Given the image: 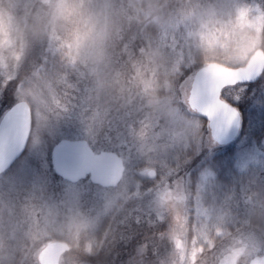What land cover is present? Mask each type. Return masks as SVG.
<instances>
[{
  "label": "clouds",
  "instance_id": "9594fccd",
  "mask_svg": "<svg viewBox=\"0 0 264 264\" xmlns=\"http://www.w3.org/2000/svg\"><path fill=\"white\" fill-rule=\"evenodd\" d=\"M185 25L181 49L187 50L177 51L167 37ZM36 48L56 57L63 71L49 75L39 65L20 77ZM257 51L264 54V0H0V76L18 78L12 112L28 107L30 150L43 148L40 131L55 136L62 114L79 108L85 142H111L113 131L119 139V125L138 156L146 144L152 153L135 173L116 165L94 194V213L66 197L20 200L0 169V264H41L40 251L52 241L63 244L55 264L97 255L103 219L144 198L137 177L152 181L147 194L155 218L149 224L166 223L154 236L167 248L158 255L153 245L155 259L147 261L152 242L142 243L135 264H255L264 253V197L245 201L248 215L233 232L201 206L199 194L192 206L179 172L200 150V116L206 115L181 105L197 93L209 103L219 91L264 72V58L253 59ZM213 65L228 74L214 75ZM182 67L193 71L180 85L181 98L175 82ZM69 76L82 85L78 105L63 91Z\"/></svg>",
  "mask_w": 264,
  "mask_h": 264
},
{
  "label": "rangeland",
  "instance_id": "374dc122",
  "mask_svg": "<svg viewBox=\"0 0 264 264\" xmlns=\"http://www.w3.org/2000/svg\"><path fill=\"white\" fill-rule=\"evenodd\" d=\"M235 2L236 0H228L229 4ZM187 28L188 25L182 26L174 36L167 37V43L174 45L177 51L187 50L181 49L184 43L181 33ZM39 65H43L42 71L49 75L63 71L56 57L45 53L41 48H36L23 63L19 76L31 73ZM181 70L183 75H178L175 83L176 95L182 98L180 85L193 69L182 67ZM15 75L14 73L13 76ZM17 84L18 78L0 76V114L7 108L4 105L7 96L12 95V102L17 100ZM77 87L82 90V85H76L74 76H69L67 83L63 86V91L68 94L73 105L79 104L80 93ZM222 95L225 99L229 97L233 103L240 104H236L241 111L239 132L232 141L217 144L211 140L207 123L200 116L203 125L200 150L188 164L182 167L179 176L187 182L192 206L195 207L196 197L199 194L201 206L212 210L213 217L220 216L228 228L235 232L241 227L240 221L248 215L249 205L245 201L250 197L254 200L264 197V72L255 83L237 84L225 88ZM181 107L189 108L188 104H182ZM78 111L79 108H73L72 111L62 114L59 131L55 136L49 135L47 131H40L39 135L44 141L41 150H30L29 137L21 156L3 171V177L14 187L13 196L20 200L29 196L33 202L66 197L82 208L92 209L94 213L98 207L94 194L103 186L92 183L88 176L76 182H69L55 174L50 162V150L53 143L61 137H81L77 119ZM32 128L35 130L34 122ZM117 131L123 133L119 139H117L116 131H113L110 133L111 142L101 140L95 145L88 144L94 151L108 149L115 151L119 156L122 154L127 157L123 160L124 168L135 173L137 169L144 167L147 156L152 154L151 145L146 144L143 149L145 155L138 156L136 147L127 137L124 129L118 125ZM121 141L124 142L121 143ZM137 178L142 181L144 198L129 202L126 210L118 214L115 219L111 217L103 219L96 233L97 239H103L102 250L97 255L81 256V264H135L138 247L149 241L152 244L147 261L155 259L152 254L153 245L157 248L158 255L165 253L166 242L156 241L154 233L164 230L166 223L149 224V221L155 218V214L149 207L147 194L152 181L148 178ZM105 232L108 233L107 236H104ZM261 256L264 257V253Z\"/></svg>",
  "mask_w": 264,
  "mask_h": 264
},
{
  "label": "water",
  "instance_id": "95a60500",
  "mask_svg": "<svg viewBox=\"0 0 264 264\" xmlns=\"http://www.w3.org/2000/svg\"><path fill=\"white\" fill-rule=\"evenodd\" d=\"M257 57L264 58V54L257 51L253 59L255 60ZM210 71L216 76L228 74L227 69L218 65L211 66ZM261 73L253 79L239 82H254ZM222 101L227 100L221 97V91H219L216 98L209 103L202 104L201 96L197 93L190 96L188 104L191 108L206 113L202 116L207 121L209 136L218 144L227 143L235 137L241 120L239 110L230 102L227 101L225 105ZM16 105L17 100L0 115V169L3 171L9 168L23 153L29 139L28 107L20 105L17 106L15 112H12ZM217 113H219V119L212 120L211 118ZM210 121L211 126H209ZM119 157L113 150L94 151L81 137H62L52 145L50 150V162L55 174L69 182H76L88 174L89 180L100 186L108 183L109 175L115 170L116 165L124 168L123 160H120ZM62 250V243L50 242L40 251L41 264H55V260Z\"/></svg>",
  "mask_w": 264,
  "mask_h": 264
},
{
  "label": "trees",
  "instance_id": "16d2710c",
  "mask_svg": "<svg viewBox=\"0 0 264 264\" xmlns=\"http://www.w3.org/2000/svg\"><path fill=\"white\" fill-rule=\"evenodd\" d=\"M248 85H251V84H253V83H247ZM227 99L229 100V101H231V102H233L229 97H227ZM12 101H13V98H12V95H10V96H7V98H5V103H4V105L5 106H8L9 104H11L12 103ZM235 104H239V103H235ZM240 105V104H239ZM104 255V254H103ZM103 255L101 256V257H103Z\"/></svg>",
  "mask_w": 264,
  "mask_h": 264
},
{
  "label": "flooded vegetation",
  "instance_id": "af4514ba",
  "mask_svg": "<svg viewBox=\"0 0 264 264\" xmlns=\"http://www.w3.org/2000/svg\"><path fill=\"white\" fill-rule=\"evenodd\" d=\"M234 138H235V137H234ZM234 138H233V139H234ZM233 139H232V140H233ZM211 140H212V139H211ZM213 140H214V139H213ZM263 263H264V257H262V256H261V258L257 259L256 262H255V264H263Z\"/></svg>",
  "mask_w": 264,
  "mask_h": 264
}]
</instances>
